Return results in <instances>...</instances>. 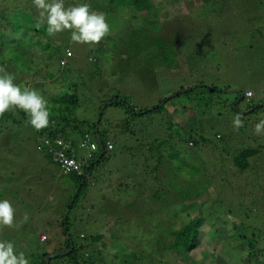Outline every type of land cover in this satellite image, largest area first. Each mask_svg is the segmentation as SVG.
Wrapping results in <instances>:
<instances>
[{"label": "rangeland", "instance_id": "374dc122", "mask_svg": "<svg viewBox=\"0 0 264 264\" xmlns=\"http://www.w3.org/2000/svg\"><path fill=\"white\" fill-rule=\"evenodd\" d=\"M72 2L73 6L81 5L80 0ZM89 2L92 12L105 15L110 28L99 44L73 43L71 34L67 37L61 32L55 35L57 61L49 63L38 48L30 50L40 66L47 65L58 77L62 70L60 61L70 49L67 81L71 88L75 86L82 104L77 117L100 120L102 111L97 115L98 104L116 97L127 100L133 108L157 109L164 105L160 100L165 96L180 92L182 95L170 103V110L166 107L168 112L153 111L132 122L131 129L125 127L124 132L118 128L128 117L127 105L109 104L100 129H106L117 149L108 151L107 159L95 166L94 175L86 178L92 184L70 213L76 227L71 229L69 238L81 249L80 258L93 252L95 264L97 256L101 264H117L116 259L107 256L106 249L119 252L116 258L124 260L135 244L139 249L142 244L150 247L165 236L169 226L190 215L187 223L197 218L202 226L199 246L176 263L221 264L222 258L226 264H248L251 252L259 256V261L264 260L260 254L264 250V130L260 134L255 131V125L264 119V107L248 114V107L264 104V0H177L179 9L173 0H153L149 13L139 12L128 1L115 6L106 1ZM168 10L171 15L167 19ZM0 25L4 31L11 30L4 22ZM148 35L169 38L170 58L160 57L155 45L150 47ZM7 45L0 55L10 57ZM51 83L44 82L35 91L41 96L43 91L48 95L58 93L60 85ZM191 89L195 90L189 92ZM249 90L254 97L239 100L238 93L247 94ZM213 101L221 104H212ZM62 104L66 105L64 100ZM205 104L209 105L207 114L202 111ZM235 109L241 115L248 114L240 115L243 127L238 130L233 123L238 115ZM181 116L188 117L186 122L193 126L199 124V118L205 119L199 122L204 124V135L210 142L201 144L205 147L202 151L182 143L177 131L168 128L172 119L184 122ZM230 132H234L230 143L217 138ZM31 133L30 130L20 138L23 144L28 142L30 154L40 157ZM180 137H184L181 132ZM12 139L15 137H10L7 144ZM5 147L0 150L2 158L8 154ZM247 147L261 150L251 159V167L242 173L230 158L235 151ZM16 153L11 165L16 179L0 182V201L12 204L14 223L19 227H0V241L12 242L17 255L23 252L29 264H36L49 247L54 250L65 241L60 223L69 211L67 201L73 193L68 180L67 187L63 184L64 176L59 175L53 183L54 174L49 175L44 164L36 166L27 150ZM94 153L82 151L90 163ZM51 168L58 173L56 167ZM113 201L119 203L110 213ZM104 217L123 228V238L118 243L101 244L108 247L99 255L89 245L105 225ZM43 233L49 235L51 245L39 241ZM82 233L87 238H82ZM27 237L34 238L35 247L27 245L31 240ZM125 244L131 246L127 249ZM171 252L168 250V254ZM53 264L68 261L54 260Z\"/></svg>", "mask_w": 264, "mask_h": 264}, {"label": "trees", "instance_id": "16d2710c", "mask_svg": "<svg viewBox=\"0 0 264 264\" xmlns=\"http://www.w3.org/2000/svg\"><path fill=\"white\" fill-rule=\"evenodd\" d=\"M63 0L65 8L72 7L73 2L72 0ZM79 1V0H76ZM90 0H80L81 5L87 4L89 5V11H91V5L89 4ZM97 4L99 3H105L109 2L110 6L119 5L121 3H125L126 1L130 2L132 6L135 7L136 10L139 12H151L152 11V5L153 0H94ZM204 2H210L211 0H203ZM67 2V3H66ZM174 4L179 7L181 4L177 2V0H173ZM96 4V5H97ZM11 5V7H10ZM96 12V11H95ZM160 12V10H159ZM171 15L170 10L166 11V17ZM33 16V19L31 18ZM149 23L151 22V19H148ZM4 22L8 26L11 27V30L9 32L2 30L0 27V50H3L5 45H7L8 50H10L11 55L10 57H6L1 53L0 55V68H3L7 73L13 75L15 77L14 83L18 85L21 90H24L25 88L30 90H40L42 88L41 84L43 85L44 82L50 81L53 82L52 84H59V91L56 94L48 95L46 92L43 91L42 97L47 101V108L50 113V123L49 126L37 131L31 124H30V117L29 115L24 112L23 110L16 108L14 110L7 111L2 117H0V150L4 146L6 152L8 153L5 157L0 156V182L3 184L11 183L14 181L15 178V170L12 168L11 165H13L14 159L13 155L15 156L17 153V150H27V153L30 154L32 151L27 148V145L23 144L24 141L21 140V135H26L27 132L31 130V134L34 138V141L36 142V149L41 154L39 157L38 155H32L30 154V158L34 159L36 162V166H41L44 164V167H46V171H48L49 175L54 174V180L53 183L57 182L58 177L60 175L64 176L66 180H64L63 184L68 182L71 183V188L69 189L71 191L72 189V195L70 196V199H68V205L70 203L69 211L68 213L64 214L65 220L63 219L60 223L62 227V233L65 234V241L62 240V243L59 246H56L55 249H51L45 251L42 254V259H37L38 262L36 264H53L54 260H61V261H68V264H95L94 258H93V252L92 255H89L88 253L83 255V258H80V250L77 249L74 242L70 241L72 238L71 235V229L73 227H76V222H72L70 218V213L72 209L77 204L81 194H83L84 191H86L87 188H89L90 184L89 181L86 179L88 176H92L93 171H95V166L105 161L106 154L108 152L107 150V143L112 142L114 145V150L117 149L116 142L109 138L108 132L106 129H100L102 126V120L105 111L108 109L109 104L113 102L110 106H117L120 107L121 105H127L126 112L128 117L121 122V125L119 126L123 130L125 127L128 129H131L132 122L137 121V119H144L146 118V115H151L153 111H166L171 109V102L175 98H180L182 95V92L171 95V96H165L164 99L160 100V104L164 103V105L161 107V105L156 109H148V107L144 108H133L129 105L128 101L121 98L116 97L114 100H107V101H101L98 104V108L96 109L97 115L100 111H102V115H100V121L99 125H97V121L86 119L87 117L83 119H79L77 117V110L81 108V98L78 96L76 92L75 86H72V88L69 86L71 85L67 80L69 73L66 70L67 64L63 63L64 61L67 62V58H70L68 53L70 52V49L67 50V57L61 58L60 66H61V73L60 75H57L54 73V71L49 70L47 65L45 67L40 66V64L37 62V60L32 57L30 50L32 48H38L42 52H44L47 56V60L49 59V63H52L54 61H57V45H56V37L55 36H49L47 32V23H40V18L38 11L36 7L33 4V0H0V23ZM33 24H36L37 27L34 28ZM28 25V27L26 26ZM1 26V25H0ZM25 31H24V29ZM28 28V29H26ZM23 30V33L21 31ZM61 33V32H60ZM67 37H70L71 32L69 30L63 31ZM8 39H5L7 38ZM149 37L150 47L153 48L154 45L156 49L161 54L160 57H164L165 59L170 58V54H168V43H170L169 38L165 39L162 36H155L154 38ZM155 40V41H154ZM28 48V49H27ZM172 52V50H171ZM66 64V65H65ZM49 65V64H48ZM43 73L45 74L43 77ZM65 73H68L66 75H63ZM2 74V73H0ZM59 79V80H58ZM32 84H34L32 86ZM41 87V88H40ZM198 87V86H197ZM36 88V89H34ZM65 89V91H64ZM74 89V91H73ZM196 89V88H195ZM191 89L189 92L195 90ZM186 92V93H189ZM248 92H252V90H249ZM247 92V93H248ZM184 93V92H183ZM240 94L239 100L244 101L245 97H248L247 94L238 93ZM254 93L252 97L253 98ZM237 99V101H238ZM66 103V105L62 104V101ZM236 100V99H235ZM221 104L220 101L212 102V104ZM262 104L264 102H261ZM97 106V105H96ZM95 106V108H96ZM200 106V105H199ZM208 104H205V107L202 111L204 114H207V111L205 109H209ZM214 106V105H213ZM168 107V110L166 109ZM259 107H264V104L262 106L258 104H254L250 107H248L249 111L248 114L251 115L252 113H257L259 111ZM191 108V106H190ZM94 105L91 107V111L93 112ZM155 109V110H154ZM189 109V108H188ZM171 112V111H170ZM236 113L239 114V109H235ZM18 113V115L16 114ZM174 113V110L173 112ZM182 114V113H181ZM180 114V115H181ZM245 114V115H248ZM241 115V116H245ZM147 116V117H149ZM98 117V116H97ZM180 117V116H179ZM181 118L184 120L181 123H179L177 120L172 119L168 123V128H172L174 131H177L179 139L182 141V143L186 145L193 146L195 150L204 149L205 147L201 146L202 143L207 145L210 140L204 135L206 132V129L203 127L204 124L199 122L201 118H199L198 123L195 124V126L188 124L186 120L188 117L181 116ZM205 120V119H201ZM188 121V120H187ZM109 128L111 125H108ZM112 128V127H111ZM241 128V127H240ZM180 132L184 137H180ZM110 133V132H109ZM128 131H126L124 134H127ZM100 136V142L98 141L97 136ZM108 135V136H107ZM10 137H15V139H12L10 142V145L7 144V141ZM218 139L230 143L234 138V132H230L228 136L221 137L220 135L217 136ZM27 140V138H26ZM87 142L88 147H82V144ZM98 144L97 152L92 154V162L90 163L87 158L82 154V151L89 150L91 144ZM32 147V145H31ZM101 147L105 148L103 151ZM227 147L225 146V149ZM113 150V151H114ZM259 150H261L260 147H247V149L237 150L235 151L234 157L230 160L233 161L235 168L239 169L240 172L244 173L246 170H248L251 167V159L253 160L259 153ZM35 154V150H34ZM85 159V166L82 165L80 168V171L73 168V166L69 165L67 162L68 160H75L80 161L81 159ZM43 161H42V160ZM87 166H90L87 168ZM51 167H56L58 169V173H55ZM84 172H87V177L84 176ZM77 183V184H75ZM74 186V188H73ZM67 187V184H66ZM118 187V186H117ZM77 194L74 196V194ZM104 191V190H103ZM117 191V190H116ZM116 200V199H115ZM117 201H113V203L110 206V213L114 212L117 205ZM113 208V209H112ZM63 216V218H64ZM190 216V215H189ZM189 216H185L183 218V221L180 223L174 224L173 226H169L168 231L165 232V236L161 239H157V242L150 247L145 246V244H142L143 247H140L139 245H134L131 249H129V256L126 257V259L122 260L119 258H116L119 256V252L117 251H108L106 247L108 246H101V244H106L108 241L110 243L113 241L116 243L119 242L120 239L123 238V228L119 227L117 225H112L110 220H108L106 217H104L105 225L101 227L100 233L95 234L91 238V244L89 247L91 249H97L99 252V255L103 254L104 251L101 250H107V256L113 257V260H117V264H124L125 262H128L131 260L128 264H172L179 262L178 258L180 257V261L185 259L184 256H189L194 250H196L199 246L200 241V230L202 229V226L200 227V220L195 219L194 221L188 222ZM45 219V218H44ZM47 220V219H45ZM162 223V222H161ZM161 223H158L161 225ZM156 228V227H155ZM149 229V228H148ZM146 230V232L148 231ZM159 230V228H156ZM43 233L39 236L40 242H45L46 245H51V242L49 241V235ZM82 238H87L85 236V233H82ZM27 239H31L27 245L30 248L35 247L34 238L27 237ZM64 242V243H63ZM71 243V244H70ZM34 244V245H33ZM100 245V246H98ZM129 245V244H128ZM127 244H125L126 248L128 249ZM125 248V251H126ZM138 249V250H136ZM132 250L134 252H132ZM168 250L172 251L170 254H168ZM252 250H256L255 247H253ZM63 253H65L63 255ZM55 255L53 257H49L51 255ZM261 256L264 258V250H260ZM68 256V257H67ZM95 256V255H94ZM115 256V257H114ZM258 255H254V253L251 252L247 256L248 264H264V260L259 261ZM96 264H101L99 257L97 256ZM129 258V260H127ZM46 259V260H45ZM127 260V261H126ZM221 264H226L225 261L221 258ZM40 262V263H39ZM195 262V261H194ZM180 263V262H179ZM32 264H35L34 262ZM104 264H114L112 262L104 263ZM178 264V263H176ZM191 264V263H190ZM197 264V262H195Z\"/></svg>", "mask_w": 264, "mask_h": 264}, {"label": "clouds", "instance_id": "9594fccd", "mask_svg": "<svg viewBox=\"0 0 264 264\" xmlns=\"http://www.w3.org/2000/svg\"><path fill=\"white\" fill-rule=\"evenodd\" d=\"M33 4L38 11L40 23H47L49 36H55L57 33L69 30L73 43L95 46L110 32L105 15L90 12L87 4L68 8H65L63 0H33ZM0 73H2L0 74V117L9 110L19 108L29 115L30 124L37 131L48 127L50 113L47 108V101L35 90L27 88L21 90L14 83L15 77L3 68H0ZM233 123L237 130L243 127V121L239 115L236 116ZM262 130H264V119L255 125L257 134H260ZM108 143L107 150L113 151L114 145L113 149L110 150ZM98 146L97 144V148ZM104 150L105 148H103ZM89 167L87 166V168ZM85 174L87 175L86 172H84V176ZM0 227H19L18 224L14 223V209L8 200L0 201ZM0 264H29V261L23 252L19 255L15 253L12 242L0 241Z\"/></svg>", "mask_w": 264, "mask_h": 264}, {"label": "built area", "instance_id": "2783aa9c", "mask_svg": "<svg viewBox=\"0 0 264 264\" xmlns=\"http://www.w3.org/2000/svg\"><path fill=\"white\" fill-rule=\"evenodd\" d=\"M68 55L70 56L71 53H68ZM63 63H66V61H64ZM252 95H253L252 92H248V93H247V96H248V97H252ZM82 147H88V143H87V142L83 143V144H82ZM96 148H97V145L94 144V143H92L90 149H91L92 151H94V150H96ZM108 149H110V150L113 149V144L110 143V142L108 143ZM90 157H91V155H90ZM67 163H68L69 165L73 166L74 169L80 171L81 166H82V165H85V159L83 158V159H81L80 161H75V160L71 159V160H68Z\"/></svg>", "mask_w": 264, "mask_h": 264}, {"label": "water", "instance_id": "95a60500", "mask_svg": "<svg viewBox=\"0 0 264 264\" xmlns=\"http://www.w3.org/2000/svg\"><path fill=\"white\" fill-rule=\"evenodd\" d=\"M99 121H100V120L97 121V125H99ZM97 138H98V141L100 142V136H99V135L97 136ZM100 143H101V142H100ZM101 148H102V150H103V147H101Z\"/></svg>", "mask_w": 264, "mask_h": 264}, {"label": "crops", "instance_id": "0c3cea01", "mask_svg": "<svg viewBox=\"0 0 264 264\" xmlns=\"http://www.w3.org/2000/svg\"><path fill=\"white\" fill-rule=\"evenodd\" d=\"M87 173V172H86ZM88 175V174H87ZM86 174H85V176H87Z\"/></svg>", "mask_w": 264, "mask_h": 264}]
</instances>
